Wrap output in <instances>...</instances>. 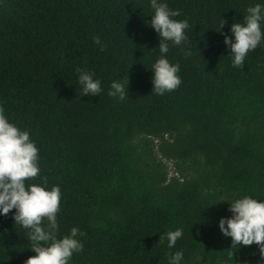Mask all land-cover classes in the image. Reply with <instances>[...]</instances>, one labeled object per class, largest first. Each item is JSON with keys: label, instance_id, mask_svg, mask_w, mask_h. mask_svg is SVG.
Listing matches in <instances>:
<instances>
[{"label": "trees", "instance_id": "obj_1", "mask_svg": "<svg viewBox=\"0 0 264 264\" xmlns=\"http://www.w3.org/2000/svg\"><path fill=\"white\" fill-rule=\"evenodd\" d=\"M257 2L166 0L189 27L166 54L181 84L157 95L148 0H0V108L38 148L25 183L60 188L58 233H83L69 264H167L178 250L181 264H221L227 250L262 264L257 245L231 249L217 227L233 198L264 199V46L234 68L221 35ZM79 70L99 95H82ZM125 77L126 98L109 96ZM175 228L169 249L158 236ZM28 243L11 212L0 216V264H24Z\"/></svg>", "mask_w": 264, "mask_h": 264}, {"label": "clouds", "instance_id": "obj_2", "mask_svg": "<svg viewBox=\"0 0 264 264\" xmlns=\"http://www.w3.org/2000/svg\"><path fill=\"white\" fill-rule=\"evenodd\" d=\"M148 7L151 15L147 24L158 36L155 48H158L160 55L146 70L151 71V92L163 95L181 84L177 74L179 64L171 63L166 54L170 44L180 46L186 41L185 29L189 25L186 19H173L181 12L179 9H170L166 0H148ZM225 23L226 20L220 17L216 31H220ZM228 31L230 35L221 33L222 42L228 49L232 67L241 68L249 52L264 46V0L247 7L243 17L239 21L234 20ZM92 40L103 52L105 46L99 37L93 36ZM185 55H191V50L186 49ZM77 83L82 95L97 96L102 92L101 81L94 79L90 72L79 70ZM127 83V77L123 82L112 81L107 94L125 99ZM39 172L38 148L29 132L11 123L0 108V216L11 212L13 224L23 230L29 242L28 248L34 253L24 264H69L73 255L80 253L83 248L78 238L83 233L77 227L70 228L66 235L58 233L59 186L49 188L44 177H41L39 184L25 183L37 177ZM227 204L230 216L219 218V232L230 238L231 249L255 244L264 258L261 251L264 250V199L245 195L233 198ZM182 236V229L175 228L161 233L158 240L161 243L167 241V247L172 249ZM166 259L167 264H181L183 252L178 250L166 254ZM221 264H236L232 250L226 251V259Z\"/></svg>", "mask_w": 264, "mask_h": 264}, {"label": "rangeland", "instance_id": "obj_3", "mask_svg": "<svg viewBox=\"0 0 264 264\" xmlns=\"http://www.w3.org/2000/svg\"><path fill=\"white\" fill-rule=\"evenodd\" d=\"M167 167H168V172L170 173V168L172 167L170 162H167Z\"/></svg>", "mask_w": 264, "mask_h": 264}]
</instances>
